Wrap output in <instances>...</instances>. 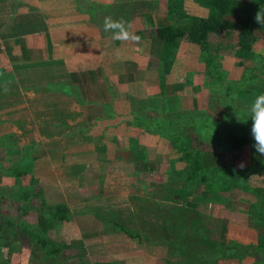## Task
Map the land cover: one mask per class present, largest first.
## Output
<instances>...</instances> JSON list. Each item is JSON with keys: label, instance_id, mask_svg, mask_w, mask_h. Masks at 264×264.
<instances>
[{"label": "crops", "instance_id": "crops-1", "mask_svg": "<svg viewBox=\"0 0 264 264\" xmlns=\"http://www.w3.org/2000/svg\"><path fill=\"white\" fill-rule=\"evenodd\" d=\"M167 3L168 0H0V72L4 68L8 73L0 81L1 134L9 132L14 136L20 132L17 135L24 139L23 143L19 141L21 150L32 143L42 146L44 154L33 155L32 176L42 185L47 202L69 205L71 218L57 230L69 246L59 259L67 261L58 264H76L78 260L82 264L84 254L95 264H173L180 260L177 244L181 235L188 234V228L180 224L175 195L185 186L163 188L167 196L164 200L155 194L157 188L137 193L130 184L136 174L108 150L127 145L134 127L132 102L156 96L160 91L159 70L154 64H162L159 59L165 40L158 38L153 29L170 23ZM106 16L131 24L130 31L140 38L139 42L113 40L112 33L103 30ZM232 33L236 32L209 33V45ZM231 39L238 46L233 53L241 64L251 65L250 60L256 56L264 66V45L255 44L257 39L251 35ZM176 41L178 46L186 45V51L176 58L181 67L174 72L181 75H170L177 80V89L165 100L173 99L177 110L179 104L187 105L183 86L193 73L186 71L183 60L191 58L196 46L185 38ZM241 44L246 48L242 49ZM164 90L167 94L166 85ZM110 102L113 105L105 109L103 105ZM106 110L117 115L105 116ZM20 113H33L37 120L29 128V121L17 116ZM32 127L40 138L35 131L34 136H28ZM102 145L107 150L96 152ZM81 151H89L87 161L67 165L62 171L68 155ZM6 153L5 144L0 143V158L6 159ZM109 156L111 169L105 171L97 159ZM47 162L51 165L49 176L36 173L37 165ZM154 209L156 214L149 217ZM186 211L192 214L191 207ZM188 224L189 229L198 230V225ZM200 228L202 233L207 232L203 226ZM208 235L212 238L211 230ZM5 256V248H0V259ZM195 262L198 261L192 263Z\"/></svg>", "mask_w": 264, "mask_h": 264}, {"label": "rangeland", "instance_id": "rangeland-1", "mask_svg": "<svg viewBox=\"0 0 264 264\" xmlns=\"http://www.w3.org/2000/svg\"><path fill=\"white\" fill-rule=\"evenodd\" d=\"M246 1L252 3L256 0ZM257 1L263 7L262 14H264V0ZM187 4L192 14L205 13L204 16L201 15L202 17L208 15V9L199 6L196 2H187ZM231 36L235 39H239L236 32L232 33V35L225 36L222 40H216L214 43L210 44L209 55L213 56L214 61L209 71L212 72L214 68L215 71L213 72L219 75L220 79L207 76L203 63L199 61L202 52L200 48L194 44V46H196L194 48V54L191 58L185 57L186 59L183 60L186 71H193V73L189 75L190 80H187L185 83L183 82L185 84V87L183 86L185 90V92H183V101L187 105L179 104L178 110H176L175 105L173 107V99H169L167 104L171 107V114H179L182 116L189 115L190 118L188 119H186V117H181L182 119L179 121V126L189 131L193 147L202 149L205 167L225 166L228 170V175H226V177L230 178L236 176L237 169L239 170L237 165L239 162L244 161L246 167L243 171L246 172L251 170V173H248L242 179L241 183H237L236 186H231L230 189L227 190L223 188L222 182L212 183L211 188L213 189L210 192H206L208 187H202L199 183H190L189 186L185 185L182 190L180 187L179 195H175L176 204H178L180 208V224H186L188 234L183 237L181 235L180 241L177 244L181 253L179 254L180 260L177 262L178 264H191L195 260L198 261V264H205L204 260L206 258L208 260L211 258L207 264H264V251L262 249L264 247V157L255 153L252 147L253 143L251 145H245L240 149L222 152L217 149L215 144L217 137L224 136L228 132L236 134L246 133L250 135L252 125L249 111L250 106L258 95L264 94V66L262 62L258 61L255 56L250 60L251 65L244 66L241 64L238 56L233 53V48L237 45H233ZM253 36L255 40L257 39L255 44H260L262 47V45H264V27L255 29ZM178 42L179 41L174 42V40L165 41L162 56H160L159 59L162 60V64H154L156 69L159 70V79L160 75L163 76L168 92L164 95L158 93L156 96L159 97H154L151 104L158 106L159 104L155 103L161 101L166 95L173 93V91L177 89L174 87L177 85V80H175L174 76L170 75L171 73L175 76L181 75L180 72H174V69L181 67V62H178L176 58L177 56H182V53L186 51V45L180 44L178 46ZM224 47L226 50L223 49ZM229 56L233 58L229 59ZM238 62H240V64ZM167 78H169L168 81H166ZM226 91L227 95H225ZM230 97L233 98L234 102L232 104L234 105L226 106L230 104ZM189 110H193L194 113L188 114ZM158 112L149 111L151 114H156ZM151 114H149L150 116L140 115L141 121L138 122L144 121L150 123L152 122L150 118L164 117L161 113L156 115ZM17 116L23 117L25 120L29 121L27 122L29 128L32 126V121L37 120L35 119L37 117H35L33 113H31V115L20 113ZM194 117L198 119H194ZM165 119L169 120V117H165ZM140 128L137 127V125L133 127L127 139V143H125L127 145L117 148L114 154L121 158V161L126 165L128 171H135L133 173L139 172L137 175H133V177L130 178L133 191L140 193V190L148 189V191L146 190L145 192L150 193L152 188H157L158 191H156L155 194L162 195L163 198L161 197L160 200H164L167 198L163 189L165 186H160L159 184L162 183V180H165L166 175L159 171L160 158L162 156H175L176 154L173 150H169L167 140L158 139V136L155 134L145 132L144 126ZM34 131L35 127H32V129L29 130V135H23L34 136ZM2 132L3 129L0 127V138L9 134V132L1 134ZM15 133L16 135L13 137L16 143L14 141V144L16 145L18 142V146L19 141L23 143L24 139L19 138L17 135L20 134V132L17 131ZM35 133L36 137L40 138L36 131ZM18 138L19 140L17 141L16 139ZM0 143L5 144L3 140H0ZM135 143L139 146L143 144L147 146L145 152L146 161L140 164L137 163L138 165L132 162L133 156L130 154ZM54 148L60 149V147ZM5 149L7 150V159L3 157L0 158V194L6 196L13 194L18 196L27 188L29 177L21 176L14 179L8 176L6 167L8 165L7 160L11 159L12 161H16L19 156L15 147H8L5 144ZM71 153L68 155V158H66L67 161L61 165L62 171L63 169H67V165H73L75 162L77 163L81 160L87 161L90 155L89 151ZM43 154L44 153H41V155ZM1 162L5 163L2 164ZM37 166L36 173L43 176L45 172L44 175L49 176L47 172L51 168L50 163L47 162ZM203 188H206V190H203ZM240 198L241 200H239ZM152 205L154 206L153 201ZM188 207H191V215L186 211ZM2 208L6 213L14 212V205L9 200L4 201ZM154 211L155 209L153 210V214L149 215V217H154L156 214ZM188 223L198 225V230L194 227L189 229L190 225ZM207 224H209L210 227H207ZM200 226H203L207 232L202 233L203 231H201V228L199 229ZM209 230L212 231V238L208 235ZM211 240L215 242V248L212 247ZM224 246L230 249L227 250L229 255L225 258H222V256H220V258L215 257L219 255L216 248L223 252ZM26 248L27 247L23 248L21 253H13L8 264H30V249ZM148 250L149 249L146 251L149 253ZM68 253L69 252H66V254ZM72 253L73 251H71L70 254ZM163 253H166V251L164 250ZM146 256L147 253L143 255L144 258H142V262H145ZM81 259L80 261L82 264H95V261L85 254ZM60 261L61 259H58V262ZM65 261L67 260H64V262ZM37 262H39L38 259L32 261V264H38ZM61 262L64 263L63 261ZM76 264H79V260Z\"/></svg>", "mask_w": 264, "mask_h": 264}, {"label": "trees", "instance_id": "trees-1", "mask_svg": "<svg viewBox=\"0 0 264 264\" xmlns=\"http://www.w3.org/2000/svg\"><path fill=\"white\" fill-rule=\"evenodd\" d=\"M187 2H196L199 6L207 8L208 15L202 17L192 14ZM258 12L262 14L263 7L257 0L252 3L246 0H168L167 18L170 23L154 28L153 32L158 38L164 39L165 41L185 38L189 42L196 44L202 52L199 61L203 63L207 76L220 79V76L213 72L215 71L214 68L212 72L209 71L214 61L213 56L209 55V33L220 30H234L237 32L239 38L251 35L254 39L255 29L264 27V24H260L256 20ZM241 47L245 49L246 45L241 44ZM7 74L6 70L2 68L0 81L6 79ZM164 85V78L160 75L159 94L161 95L165 94ZM225 95H227V91ZM154 97L159 96H151L143 100L133 101L132 107L135 109H133L131 120H133L134 127L136 125L139 128L144 126L145 132L155 134L158 136V139L167 140L169 150H173L176 154L175 156H162L160 158L159 171L166 175L165 180H162V183L159 184L160 186L169 187L177 184L189 186L190 183H199L202 187H208L206 192H210L213 189L211 188L212 183L222 182L223 188L227 190L231 186H236L237 183H241L242 179L248 173H251V170L244 172L243 170L239 169V171L237 169L236 176L227 178L228 170L225 166L205 167L202 149L193 147L189 131L179 126L181 117L188 119L190 118L189 115L171 114L168 111V104L167 100L164 99L165 97L161 100L162 102L155 103L159 104L158 106L151 104ZM229 99L230 103L234 102L232 97ZM112 105L113 103L110 102L103 106L105 109H108ZM150 109H159V112L156 114L161 113L164 117L150 118L152 120L150 123L144 121L138 122L141 121L140 115L150 116ZM188 112V114L194 113L193 110H189ZM114 115L116 116L117 114H108L107 110L105 112V116L114 117ZM165 117H169V120H166ZM194 119L198 118L194 117ZM0 140H3L8 147H15L18 151V160H7V164L9 165L6 166L8 176L14 179L21 176H29L31 178L29 179L27 188L18 196L13 194L10 196L0 194V248H5L6 252V256L0 259V264H8L11 255L23 247L30 249L29 259L31 263L38 259L42 263L58 264L59 255H63L65 249L69 248V246L66 239L59 237L57 230H61L63 223L70 220L71 211L66 202H47L42 185L35 182V178L32 176L35 167V161H32L34 160L33 155L40 156L42 146L38 143H32L23 147L21 150L17 144H14L15 140L11 134L4 135ZM252 143L251 135L231 132L217 137L215 142L217 149L221 152L240 149ZM146 148L147 146L145 144L141 146L137 143L134 144L130 152L131 156H133V163L140 164L146 161ZM115 149L108 150L115 155ZM96 150H99L98 152L100 153L105 152L107 147L102 145L97 147ZM110 157L112 156L97 159L105 171H110L111 169ZM133 172L135 171L132 170L131 173ZM138 173L135 174L137 175ZM203 190H206V188H203ZM5 200L13 203V213L3 211L2 206ZM212 247H216L215 242L212 243ZM223 249L224 251L221 252L216 248L219 255L215 257H227L229 255L227 250L230 249H227V246H224ZM262 249L264 251V247ZM209 261L207 260V262ZM195 263L198 264V262Z\"/></svg>", "mask_w": 264, "mask_h": 264}, {"label": "clouds", "instance_id": "clouds-1", "mask_svg": "<svg viewBox=\"0 0 264 264\" xmlns=\"http://www.w3.org/2000/svg\"><path fill=\"white\" fill-rule=\"evenodd\" d=\"M256 20L258 23L264 24V14L258 12ZM131 27V24L123 20H114L111 16L104 18L103 30L105 32H111L113 40L139 42L140 38L130 31ZM249 111L252 120L250 129V135L253 140L252 147L256 154L264 157V94H260L255 98ZM237 167L243 170L246 164L244 161H241Z\"/></svg>", "mask_w": 264, "mask_h": 264}]
</instances>
